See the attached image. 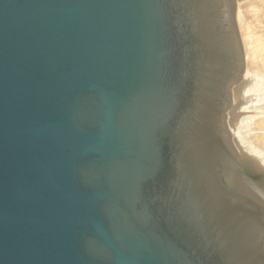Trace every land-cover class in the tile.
Here are the masks:
<instances>
[{
  "label": "water",
  "instance_id": "obj_1",
  "mask_svg": "<svg viewBox=\"0 0 264 264\" xmlns=\"http://www.w3.org/2000/svg\"><path fill=\"white\" fill-rule=\"evenodd\" d=\"M240 72L229 0H0V264H264Z\"/></svg>",
  "mask_w": 264,
  "mask_h": 264
},
{
  "label": "bare ground",
  "instance_id": "obj_2",
  "mask_svg": "<svg viewBox=\"0 0 264 264\" xmlns=\"http://www.w3.org/2000/svg\"><path fill=\"white\" fill-rule=\"evenodd\" d=\"M251 9L255 10V7L251 5ZM236 11L247 67L232 89L234 101L229 109L228 123L238 151L249 158L256 171H264V43L254 30L252 33L253 27L250 28L245 20L244 10ZM260 193L264 195V192Z\"/></svg>",
  "mask_w": 264,
  "mask_h": 264
},
{
  "label": "rangeland",
  "instance_id": "obj_3",
  "mask_svg": "<svg viewBox=\"0 0 264 264\" xmlns=\"http://www.w3.org/2000/svg\"><path fill=\"white\" fill-rule=\"evenodd\" d=\"M250 4L255 7V10L251 9L254 14L250 10V8H251ZM259 6H261V7H259ZM256 7L260 10L256 9ZM237 9H240V10L243 9L244 10L243 15H244L245 20L249 24L250 28H251V26L254 28V29L251 28L252 33H254V31H255L254 34L258 35L257 38H259L260 41H262L264 43V40H262V39H264V0H229V23H230V26L232 29V40L235 44V71L238 70V68L240 67L241 72H240L239 77L241 78L245 73V69H246L247 65H246V58H245V48H244V44H243V40H242V36H241V31H240L239 26H238L239 24H238V19H237V11H236ZM253 23H254V26H253ZM260 31H262V32H260ZM263 53H264V48H263ZM239 77L237 79H235V82H236V80L239 79ZM233 99H234V97H233V91L232 90L228 94L225 92L222 93V101L227 100V102H228L227 105H230V107L233 104V101H234ZM222 104L224 106L226 103L224 102ZM263 104H264V101H263ZM224 125H225L224 126L225 129L221 125L220 133H222L223 135H226V131L229 132L231 143L235 147L236 153L241 154L240 151H238V147H237L236 142L234 141V138L232 137L233 131L231 130V127H229L228 120H224ZM263 196L264 195L262 193L253 194V198L259 199L264 204V197Z\"/></svg>",
  "mask_w": 264,
  "mask_h": 264
}]
</instances>
